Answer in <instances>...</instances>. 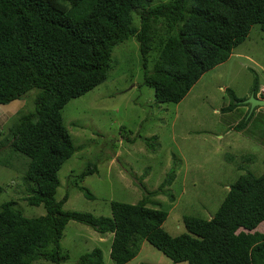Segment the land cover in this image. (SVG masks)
<instances>
[{"label": "trees", "instance_id": "trees-1", "mask_svg": "<svg viewBox=\"0 0 264 264\" xmlns=\"http://www.w3.org/2000/svg\"><path fill=\"white\" fill-rule=\"evenodd\" d=\"M152 1L0 0V105L36 89L33 108L16 111L0 147L28 159L23 176L34 189L23 199L45 210L25 217L12 201L0 203V264L64 261L68 254L61 252L59 240L69 220L111 234L112 264L131 260L142 241L173 262L264 264V172L239 174L209 218L183 216L185 231L175 236L162 228L166 211L149 206L158 203L149 197L175 178L174 161L156 189L136 203L111 200L110 216L62 209L66 193L54 198L57 171L75 151L61 109L108 78L114 46L133 38L141 84L152 88L155 101L177 103L205 71L229 57L252 25L264 34V0ZM224 91L231 101L220 111H231L242 98ZM252 92L258 94L257 84ZM259 96L264 99V92ZM253 112L232 129L245 131ZM95 171V165H87L77 181ZM77 181L72 184L92 198ZM78 264H103L102 251L92 248Z\"/></svg>", "mask_w": 264, "mask_h": 264}, {"label": "rangeland", "instance_id": "rangeland-1", "mask_svg": "<svg viewBox=\"0 0 264 264\" xmlns=\"http://www.w3.org/2000/svg\"><path fill=\"white\" fill-rule=\"evenodd\" d=\"M230 55L205 71L179 102H157L152 88L141 84L140 55L134 39L114 46L108 78L71 98L60 112L75 146L57 171L59 184L54 198L67 194L62 209L110 216L111 200L136 203L146 191L156 189L174 161L175 178L162 192L149 197L158 202L149 206L166 211L162 228L175 236L185 231L183 216L209 218L239 174L263 173L264 105L256 106L243 132L233 130L232 125L245 120L249 108L244 113L246 107L236 104L231 111H220L231 101L224 88L243 101L254 84L258 89L264 86V34L257 24ZM35 91L0 105V141L16 111L33 108ZM255 133L263 136L255 137ZM7 150L0 147V160L7 162H0V203L12 201L25 217L43 215L42 205H29L23 199L34 189L23 176L28 159ZM87 165H95L96 171L77 181L76 176ZM76 181L93 197H85L72 184ZM99 236L90 227L69 220L59 240L61 252L68 257L58 264H78L79 256L94 247L102 251L103 264H112L108 254L111 236L105 233L103 240ZM32 264L55 263L37 259ZM124 264L187 263L173 262L142 241L136 255Z\"/></svg>", "mask_w": 264, "mask_h": 264}, {"label": "water", "instance_id": "water-1", "mask_svg": "<svg viewBox=\"0 0 264 264\" xmlns=\"http://www.w3.org/2000/svg\"><path fill=\"white\" fill-rule=\"evenodd\" d=\"M245 103H248L249 104V109H248V113H250V111L252 110V108L254 106H257V105H264V100L263 99H257L253 93H250L249 97L244 100Z\"/></svg>", "mask_w": 264, "mask_h": 264}, {"label": "clouds", "instance_id": "clouds-1", "mask_svg": "<svg viewBox=\"0 0 264 264\" xmlns=\"http://www.w3.org/2000/svg\"><path fill=\"white\" fill-rule=\"evenodd\" d=\"M231 52H232V51H231ZM262 92H264V86H260L259 89H258V93H262ZM251 93H253V92H251ZM249 95H250V93H249ZM253 95H254V94H253ZM254 96H255L257 99H262V98L259 96V94H255ZM246 99H247V98H246ZM246 99H245V100H246ZM263 100H264V99H263ZM236 102H238V101H236ZM244 103H245L244 100H243V101L241 100V102H239V103H237V104H242V105H243ZM245 104H246L245 107H246V108H249V104H248V103H245ZM240 106H241V105H240ZM257 106H263V105H257ZM253 109H254V111H255L256 106H254V107L252 108V110H253ZM252 110H251V111H252ZM251 111H250V112H251ZM249 114H250V113H249ZM249 114H248V115H249Z\"/></svg>", "mask_w": 264, "mask_h": 264}, {"label": "crops", "instance_id": "crops-1", "mask_svg": "<svg viewBox=\"0 0 264 264\" xmlns=\"http://www.w3.org/2000/svg\"><path fill=\"white\" fill-rule=\"evenodd\" d=\"M231 55H233V53H232ZM231 55H230V56H231ZM236 55H239V54L237 53ZM230 56H229V57H230ZM246 109H248V108H246ZM256 110H257V109H256ZM260 143H261V142H260ZM110 236H111V234H110ZM99 239H100V240H103V237H102V235H101V236H99ZM129 261H130V260H129Z\"/></svg>", "mask_w": 264, "mask_h": 264}]
</instances>
